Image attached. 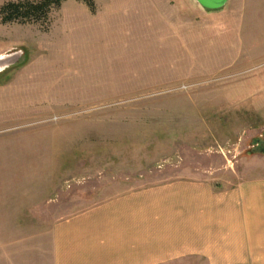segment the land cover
Instances as JSON below:
<instances>
[{"label":"rangeland","instance_id":"obj_1","mask_svg":"<svg viewBox=\"0 0 264 264\" xmlns=\"http://www.w3.org/2000/svg\"><path fill=\"white\" fill-rule=\"evenodd\" d=\"M16 52L0 73V264H55L54 222L128 190L264 177V0H69L44 22L0 19V55Z\"/></svg>","mask_w":264,"mask_h":264},{"label":"crops","instance_id":"obj_2","mask_svg":"<svg viewBox=\"0 0 264 264\" xmlns=\"http://www.w3.org/2000/svg\"><path fill=\"white\" fill-rule=\"evenodd\" d=\"M55 264H264V177H173L56 220Z\"/></svg>","mask_w":264,"mask_h":264},{"label":"trees","instance_id":"obj_3","mask_svg":"<svg viewBox=\"0 0 264 264\" xmlns=\"http://www.w3.org/2000/svg\"><path fill=\"white\" fill-rule=\"evenodd\" d=\"M69 0H18L9 1L0 7V19L3 24L36 23L47 21L51 11ZM86 3L92 10L95 0H76Z\"/></svg>","mask_w":264,"mask_h":264},{"label":"water","instance_id":"obj_4","mask_svg":"<svg viewBox=\"0 0 264 264\" xmlns=\"http://www.w3.org/2000/svg\"><path fill=\"white\" fill-rule=\"evenodd\" d=\"M229 0H197V2L208 10H218L227 5ZM21 57V52L4 55L3 59H0V73L7 68L15 64Z\"/></svg>","mask_w":264,"mask_h":264},{"label":"bare ground","instance_id":"obj_5","mask_svg":"<svg viewBox=\"0 0 264 264\" xmlns=\"http://www.w3.org/2000/svg\"><path fill=\"white\" fill-rule=\"evenodd\" d=\"M4 55H0V59H3Z\"/></svg>","mask_w":264,"mask_h":264}]
</instances>
